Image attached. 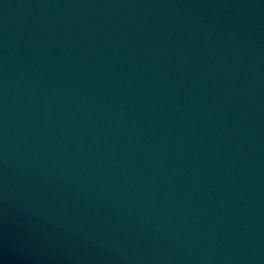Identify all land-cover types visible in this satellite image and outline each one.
I'll return each instance as SVG.
<instances>
[{
    "label": "water",
    "instance_id": "obj_1",
    "mask_svg": "<svg viewBox=\"0 0 264 264\" xmlns=\"http://www.w3.org/2000/svg\"><path fill=\"white\" fill-rule=\"evenodd\" d=\"M0 199L47 264H264V0H0Z\"/></svg>",
    "mask_w": 264,
    "mask_h": 264
}]
</instances>
